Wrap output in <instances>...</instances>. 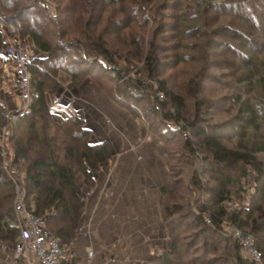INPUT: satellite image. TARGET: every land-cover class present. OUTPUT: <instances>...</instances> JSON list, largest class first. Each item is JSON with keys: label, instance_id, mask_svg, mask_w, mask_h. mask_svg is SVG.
<instances>
[{"label": "trees", "instance_id": "trees-1", "mask_svg": "<svg viewBox=\"0 0 264 264\" xmlns=\"http://www.w3.org/2000/svg\"><path fill=\"white\" fill-rule=\"evenodd\" d=\"M49 1L58 8L60 30H57L46 0H0V50L10 41H21L32 45L37 52L29 68L30 107L8 128L4 139L2 131L6 126L7 110L0 100V247L14 245L22 233L14 212L17 184L27 195L29 209L45 219L48 229L59 238L61 245H72L88 205L86 191L96 185L98 172L115 154L108 141H92V133L85 127L86 121L78 111L70 110L64 115L55 111L52 102L57 103L62 88L59 74L71 78L68 87L73 89L97 69L102 71L111 66L110 70H105L111 73L112 68H118V74H115L118 77L127 68L130 70L143 62L138 74L144 76L132 84L142 93L147 91L146 75L155 81L157 106L163 121H174L179 125L184 131L191 159L198 161L202 149L208 165L215 168L213 172L220 178L216 179V188H209L197 174L189 186L191 191L198 193L197 203L193 205L191 199H181L185 202L184 207L167 205L164 217L170 219L182 212L179 227L196 230L191 243L201 247L202 253L209 255L210 250L217 248V245L211 246L207 234L222 239L221 244L226 243L229 248V256L223 264H254L243 254L238 240L221 237L224 225L243 235L251 234L264 263V49L263 55H257L256 41L250 36L264 22V0H189L184 5L183 0ZM240 7L249 11V15L231 12ZM213 8L224 13L216 15V20L226 15L243 22L236 28L231 25L232 29H226L232 32L237 45L223 44L212 50L227 49L235 54L244 71L239 83L246 89L236 90L233 96V104L238 108L233 122L204 127L202 107H196L193 118L189 116L186 99L161 79L165 66L162 60L167 59L166 63L171 60L173 67L185 63V53L177 51L186 50L188 44L183 40L208 39L212 35V31L198 26H209L208 12ZM161 9L179 12L174 13L179 25L171 28L157 23L150 35L153 42L145 49V30L149 21L155 22L156 16L162 17V13H158ZM171 32L173 35L166 37ZM174 40L178 41L177 47H168ZM118 58L124 61V66L119 64ZM90 59L94 61L91 63ZM3 74L0 55V89ZM102 79L103 75L99 81ZM192 85H196L195 81ZM122 97L127 98L124 94ZM230 136L237 139L234 148L226 142ZM251 173L256 179L249 202L240 211L228 212L224 203L247 191L242 181ZM176 192H180L179 188ZM208 194L210 199H205V203L204 195ZM165 220L174 248L156 264H176L172 256L179 253L178 238L171 228L174 222ZM213 261L203 259L201 264H213Z\"/></svg>", "mask_w": 264, "mask_h": 264}, {"label": "rangeland", "instance_id": "rangeland-1", "mask_svg": "<svg viewBox=\"0 0 264 264\" xmlns=\"http://www.w3.org/2000/svg\"><path fill=\"white\" fill-rule=\"evenodd\" d=\"M47 2L55 5L49 0ZM182 3V5L189 3V0H183ZM258 3V5L261 4V2ZM231 12L241 16L249 15V11L243 7L237 10L234 8ZM51 13L54 15L52 9ZM56 13L55 22L57 30H60L57 6ZM158 13H162V17L155 15L157 21H149L145 30L147 33L145 49H148V43L153 42L150 35L157 28V23L162 22L171 28L179 25L178 18L174 16L179 13L176 10L170 9L166 12L161 9ZM220 14L224 13L213 8L208 12L209 26L205 27V24L198 26L213 32L208 39L183 40L185 41L183 43L188 44L186 50L176 51L179 54L185 53L184 64L173 67L170 65L171 60L168 63L165 62L167 59L162 60L165 66L161 79L167 81L175 93L186 99L189 116L193 118L196 107H202L205 111V118L202 119L204 127L233 122L238 112V108L233 104V96L236 95V90L246 89V86L239 83L244 71L240 69V61L235 58V54L227 49L212 50L215 47L220 48L223 44L237 45V42L233 40L232 32L226 29H232L231 25L236 28V25H240L239 22L242 21L226 15L216 20L215 16ZM261 27H264V22L250 34L256 41L257 55L262 54L264 49L262 47L264 46V38H262L264 30ZM172 35L173 32L166 34V37L170 38ZM11 43L16 42L10 41ZM177 43V40L171 41L168 47H177L175 45ZM262 55H260L261 58ZM96 59L102 60V58ZM1 60L3 62L4 59L1 58ZM92 60L94 59L90 60L91 63ZM117 60L121 66H124L121 58ZM142 67L143 62L134 68H129L130 70L127 68V71L118 77L115 75L118 74V68H112L111 73L105 71L111 66H107V69L102 71L97 69L79 87L73 89L68 87L71 78L67 74H59L62 88L58 94L57 103L52 102L55 111L63 115L68 114L70 110L78 111L86 121L87 129V118H90L94 128L101 135L99 138L108 141L115 151L114 156L98 172L96 185L86 191L88 205L72 246L79 242L78 240H83V249L80 250L82 262L87 252L93 251V264H156L160 257L172 253L174 248V240L168 234L169 229L166 226L165 219H167V222H174L171 228L178 238L179 253L172 256L176 264H201L203 259L205 261L214 259L213 264H223L225 257L229 256L227 254L229 248L228 244H221L222 239L212 238V235L207 234L211 246L217 245V248L210 250L209 255L207 252L202 253L201 247L191 243L196 230H186L182 225L179 227V219H181L179 217L182 212L170 219L164 217V209L167 205L171 208L175 204H178V208L184 207L185 202L181 199H191L193 205L197 203L198 193L189 189L197 174L209 188H216L218 185L216 179L220 178L213 172L215 168L211 169L208 165L205 159L207 155L202 149L199 150L198 161L191 159L183 137V129L174 121H163V114L157 106L158 87L155 81L146 75L147 91L142 93L132 84L142 77L143 74H138ZM3 73L4 81L0 89V100L6 110L13 109L17 102L16 90L13 87L14 77L4 63ZM102 75L104 79L99 81ZM194 81L196 85L193 86ZM122 94L127 98H123ZM160 98L163 99L164 96ZM68 103L72 105L65 107ZM5 121L7 124L6 117ZM4 129L2 134L6 135L7 131ZM88 130L93 137L96 132ZM187 134L185 137L188 136ZM4 137L2 136L3 139ZM226 142L229 147L234 148L237 139L235 136H230ZM251 174L249 178L242 181L247 191L238 193L232 200L224 203L228 212L240 211L246 207L255 188L256 177L253 173ZM177 188L180 192H176ZM209 196V194L204 195L205 203L210 199ZM173 210L175 213L176 210ZM96 222L97 226L94 227ZM221 233L222 238L224 236L236 239L233 234L234 228L227 224L224 225ZM95 237L99 239L97 245ZM198 245L201 246L199 241ZM109 247L113 249L110 254L115 255L116 262H110L111 255L100 259L101 253H106ZM96 253L98 259H95Z\"/></svg>", "mask_w": 264, "mask_h": 264}, {"label": "built area", "instance_id": "built-area-1", "mask_svg": "<svg viewBox=\"0 0 264 264\" xmlns=\"http://www.w3.org/2000/svg\"><path fill=\"white\" fill-rule=\"evenodd\" d=\"M26 43H11L0 50L4 66L14 77V89L19 99L15 107L6 112L5 131L16 118L21 117L29 109L31 103L29 68L37 52L32 45ZM15 191L14 212L22 233L14 245L0 247L2 264H77L73 244L62 246L59 238L48 229L45 219L29 209L27 195L22 187L17 184ZM233 234L243 254L254 264H262V254L256 247L255 238L243 235L236 229ZM93 260L94 252L88 251L84 261L81 260L79 264H93Z\"/></svg>", "mask_w": 264, "mask_h": 264}, {"label": "crops", "instance_id": "crops-1", "mask_svg": "<svg viewBox=\"0 0 264 264\" xmlns=\"http://www.w3.org/2000/svg\"><path fill=\"white\" fill-rule=\"evenodd\" d=\"M14 87V86H13ZM17 97V96H16ZM19 101V99H18V97H17V102ZM16 102V103H17ZM72 104H70V103H68V104H66L65 105V107H69V106H71ZM94 113V112H93ZM87 123H88V129H91V130H93L94 132H96V133H94V135H93V138H92V141L93 142H100V141H103V140H101L99 137L101 136L100 134H99V132L94 128L95 126H94V124H93V121H91L90 120V118H87ZM90 123V124H89ZM89 199H91V197L89 198ZM95 226H97V222L96 223H94V227ZM94 234H95V232H94ZM95 236H96V234H95ZM96 239V245H97V242H99V239H97V237H95ZM79 242H77V243H74V246H73V249H74V253L76 254V257H77V261H76V263L77 264H79V263H81V260H82V255L80 254V250L81 249H83V240H78ZM96 247H98V246H96ZM87 250H89V247L87 246ZM106 253H101V255L100 256H102L100 259H105V258H103V257H109L111 254V252H113V249H111V247H109L108 249H107V251H105ZM98 254H99V252H98ZM103 254V255H102ZM98 255H97V253H96V256H95V259L97 258L98 259V257H97ZM110 262H116L117 261V259H116V257H115V255H111L110 256ZM100 262H102L101 260H99ZM100 264H104V263H100Z\"/></svg>", "mask_w": 264, "mask_h": 264}, {"label": "water", "instance_id": "water-1", "mask_svg": "<svg viewBox=\"0 0 264 264\" xmlns=\"http://www.w3.org/2000/svg\"><path fill=\"white\" fill-rule=\"evenodd\" d=\"M47 1V0H46ZM47 5L52 9V11L54 12V17L57 18V13H56V6L47 2ZM91 60V59H90ZM93 61V60H92Z\"/></svg>", "mask_w": 264, "mask_h": 264}]
</instances>
